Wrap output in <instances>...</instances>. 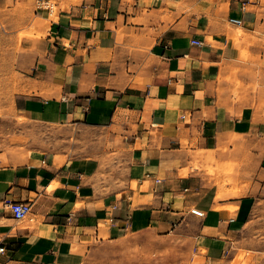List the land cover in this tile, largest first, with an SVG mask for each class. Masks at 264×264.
Listing matches in <instances>:
<instances>
[{
    "label": "crops",
    "instance_id": "1",
    "mask_svg": "<svg viewBox=\"0 0 264 264\" xmlns=\"http://www.w3.org/2000/svg\"><path fill=\"white\" fill-rule=\"evenodd\" d=\"M21 1L36 20L17 108L65 137L0 161V264H85L135 235H176L186 264L264 244V67L233 73L243 60L224 30L238 17L254 33L258 2ZM5 198L31 213L15 219Z\"/></svg>",
    "mask_w": 264,
    "mask_h": 264
},
{
    "label": "rangeland",
    "instance_id": "2",
    "mask_svg": "<svg viewBox=\"0 0 264 264\" xmlns=\"http://www.w3.org/2000/svg\"><path fill=\"white\" fill-rule=\"evenodd\" d=\"M253 1L258 4L249 3L246 10L256 11L259 17H264V0ZM15 3L11 8L14 0L0 1V97L3 105L0 112V161L3 165L22 161L34 151H46L61 139V135L63 139L65 137L59 126L33 119L27 112L17 108V94L26 90V76L20 72L19 57L33 49L30 24L36 19L27 20L26 3L21 0H15ZM244 26V22L238 26L230 22L229 18L226 19L224 30L226 34L232 35V41L240 51L238 56L243 60V66L234 68L233 73L249 72L255 65L264 67V59L260 58L264 52V35H261L264 24H259L254 33L247 31ZM257 42L262 43V46L254 52L252 46ZM255 53L257 56H254ZM233 81L234 90L245 98V81L239 77L233 78ZM263 232L260 229L253 241L262 243ZM248 245L235 248L230 264H264V244ZM186 248V241L174 234L169 237L147 236L145 239L138 235L128 236L110 243L99 252H91L85 264H186L191 259Z\"/></svg>",
    "mask_w": 264,
    "mask_h": 264
},
{
    "label": "built area",
    "instance_id": "3",
    "mask_svg": "<svg viewBox=\"0 0 264 264\" xmlns=\"http://www.w3.org/2000/svg\"><path fill=\"white\" fill-rule=\"evenodd\" d=\"M229 21L235 24H243V19L238 17H229ZM194 43L200 44L198 40ZM2 108V99L0 97V111ZM4 205L11 211L13 217L17 220L26 218L32 211V204L30 201H17L10 198L4 199ZM192 211L198 215H203L204 212L200 209L193 208ZM4 251V247H0V252Z\"/></svg>",
    "mask_w": 264,
    "mask_h": 264
},
{
    "label": "bare ground",
    "instance_id": "4",
    "mask_svg": "<svg viewBox=\"0 0 264 264\" xmlns=\"http://www.w3.org/2000/svg\"><path fill=\"white\" fill-rule=\"evenodd\" d=\"M233 24H235V23H233ZM235 25H238V24H235ZM240 25H242V24H240ZM240 25H238V26H240ZM3 106V105H2ZM2 110V109H1ZM1 112V111H0Z\"/></svg>",
    "mask_w": 264,
    "mask_h": 264
}]
</instances>
